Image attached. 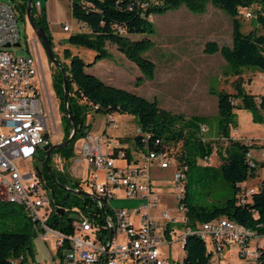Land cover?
Wrapping results in <instances>:
<instances>
[{
    "label": "trees",
    "instance_id": "obj_1",
    "mask_svg": "<svg viewBox=\"0 0 264 264\" xmlns=\"http://www.w3.org/2000/svg\"><path fill=\"white\" fill-rule=\"evenodd\" d=\"M10 1L24 19L27 0ZM144 1L147 4L142 6ZM208 2L231 17L232 38L230 46L207 41L203 47V52L207 54L219 52L228 66L225 73L233 77L232 91L210 90L217 99L214 131L209 126V116L172 113L160 107L156 100L107 84L87 70L96 61L107 57L109 52L106 45L111 44L138 68L141 76L136 78L135 83L152 80L155 64L144 53L152 47L153 42L147 36L133 39L132 35L151 34L153 14H161L181 5L192 12L203 13ZM253 4L257 5L253 13L256 25L245 33L241 30L240 11ZM70 7L73 18L86 30L70 33L64 43L91 49L95 54L94 61L86 63L68 48L62 49V58L55 52L60 65H55L56 71L52 74L51 82L59 99V110L63 113L62 140L69 137L72 130L63 105V76L67 80V108L74 118L77 130L68 144L53 150L61 152L65 157L71 156L76 140L88 134L90 124L86 118L90 110L105 115H131L141 132L133 137H122L121 142L132 138L143 151L172 149L175 144L181 143L174 156L180 164L186 165V176H189L181 199L185 206L187 226L194 228L196 223L225 216L264 233V180L261 179L257 189L249 195L246 194L247 187L243 186L244 180L257 172L256 168L249 166L247 152L250 148L260 146L254 141L246 143L231 135V131L237 126V110L250 111L254 122H264V93L256 95L247 91L242 77L243 69L253 68L264 73V0H160L157 3L148 0H71ZM31 14L34 24L45 31L47 40L54 49L55 43L45 10L41 8L37 11L33 2ZM202 127L211 129L216 137L226 139L227 144L215 148L214 139L206 140L202 137L206 131ZM124 150L126 156L130 157L128 147H124ZM215 151L220 159L218 165L198 163L199 158L209 157ZM219 175L231 185L233 195L218 203H208L205 198L211 194L212 184ZM44 176L54 205L45 220L48 226L68 235L73 232L72 221L80 212L90 216L99 225L103 224L104 211L107 213L109 209L102 208L96 197L68 191L60 186L63 184L78 189L81 186L79 180L72 179L68 184L62 175L55 173V180L48 173ZM190 186L193 188L191 192ZM10 203L0 200V218H11L17 223L18 218L22 217L24 223L21 230L0 231V264H13L15 259L18 260L17 264H24L26 253L32 255L31 238L38 228L22 205L16 208ZM62 208L63 212L60 211ZM67 244V239H64L63 244L56 248L57 253L60 254L62 247ZM183 249L181 263L176 260L173 264H208L211 259V252L205 241L195 232L185 235Z\"/></svg>",
    "mask_w": 264,
    "mask_h": 264
},
{
    "label": "built area",
    "instance_id": "obj_2",
    "mask_svg": "<svg viewBox=\"0 0 264 264\" xmlns=\"http://www.w3.org/2000/svg\"><path fill=\"white\" fill-rule=\"evenodd\" d=\"M145 4L147 1L141 5ZM244 16L250 18L252 13L245 12ZM62 29L69 31L70 26L64 25ZM18 46L19 32L13 8L0 2V200L22 205L36 222L37 230L43 229L40 238L44 240L50 234L56 248L67 239L58 264H173L176 260L170 261L164 256L161 245L171 243L172 236L176 235L183 247L185 235L190 232L205 241L211 257L219 258L221 252L234 246L243 264H264V233L225 216L196 223L194 228L186 225L185 206L181 202L186 165L176 161L171 149L142 150V161L118 166L116 156L102 149L98 135L89 134L82 139L78 147L82 156L76 160L78 163L83 159L90 172V179L80 181L78 189L88 190L102 208L109 209L107 213L104 211L103 224L80 212L72 221L73 232L68 235L48 226L45 220L54 205L47 181L39 176L33 159L50 144L56 124L43 97V71L36 46L33 44L28 49V55H14L7 50ZM136 131V134L141 132L139 128ZM122 154L119 151L117 156ZM209 157L199 160L207 163ZM247 157L249 166L264 168V159H255L251 148ZM18 161L29 164L22 168ZM153 164L161 169L174 168L171 180L182 210L180 221L184 229L169 226L170 221H178V218L161 207V196L148 178ZM99 171L103 172V180L97 184ZM74 172L80 176L77 166ZM257 187V184L248 187L246 194ZM120 188L126 196L138 198L140 202L133 207L113 209L109 199L113 190ZM177 260L181 263V259Z\"/></svg>",
    "mask_w": 264,
    "mask_h": 264
},
{
    "label": "rangeland",
    "instance_id": "obj_3",
    "mask_svg": "<svg viewBox=\"0 0 264 264\" xmlns=\"http://www.w3.org/2000/svg\"><path fill=\"white\" fill-rule=\"evenodd\" d=\"M9 4L14 11L17 20V28L19 32L18 47H10L9 50L14 55H28V49L35 44L38 47L39 58L41 61L43 71V97L46 99L47 107L53 114V120L56 124V132L50 135L51 143L62 141L64 119L63 113L59 110V99L56 97L51 77L56 71V66L48 59L41 42L36 37L34 31L28 24L26 18L22 19L19 11L10 0H0ZM257 8L256 4L251 5L249 8L241 9L240 20L241 30L248 32L256 25L253 16L254 10ZM245 12H251L252 16L246 18ZM66 23L71 26L69 33L78 31H85L86 28L81 27L78 22L69 13L65 16ZM153 23V32L148 35L135 34L132 35L133 39L141 38L143 36L149 37L153 45L147 50L144 55L154 62L155 74L152 80H143V82L136 86L134 80L137 75H141L136 65L128 60L121 52L117 51L121 59L116 58L112 53H109L103 61H110L117 64L125 73L126 80L121 88L131 91L135 94L141 95L149 100H156L158 105L172 113H180L185 116L191 115H206L210 118L209 126L215 130L216 112H217V99L216 95L210 93V90L217 92L221 89L225 91H232L231 81L233 77L226 74L228 66L219 52L214 54H204L201 51V44L207 40H215L219 45H231V17L219 8L214 7L210 2L206 4V9L203 13L192 12L181 5L178 8H169L163 13L153 14L151 16ZM34 38V39H32ZM58 38V37H57ZM65 38V37H64ZM57 39V44L65 42V39ZM32 39V40H31ZM35 40V41H33ZM33 42V44L31 42ZM55 44L54 51L62 58V47ZM82 54V58L86 63L94 61V51L91 49L72 46ZM115 47V46H114ZM178 55L176 60L175 58ZM167 59H172V65L164 66ZM182 59H184L182 61ZM66 61V60H65ZM242 77L244 86L250 93H257L259 84L264 83V73H261L253 68L243 69ZM129 78H132L129 80ZM128 114H118L107 116L102 113L90 110L87 114L86 121L90 124V133L101 137V143L105 141V130L109 140L114 141L117 138L119 141L122 137L120 135L127 134V137H133L136 134V122ZM112 120V122H108ZM237 128L236 133L231 131L232 137L244 140H254L264 142V122H254L252 113L246 110L236 111ZM211 129L203 132L202 137L206 140L214 139V147L221 148L227 144L226 139L216 137ZM126 137V136H124ZM81 137L76 140L74 145V152L70 157H65L61 152L52 150L51 166L57 175L65 177V182L70 183L72 179H77L81 182L90 179V172L83 159L77 163V158L82 156L81 151L78 149L82 139ZM104 145V144H103ZM132 149L135 147L130 140L127 146ZM181 143L178 142L171 149L174 153L180 149ZM138 152L142 151L138 146ZM257 158V156H256ZM200 159V158H199ZM198 159L199 164L218 165L220 159L216 151L210 155L207 163ZM176 161H178L176 159ZM20 166L24 168L29 162L22 163L18 161ZM116 164L123 166L125 160L117 157ZM75 166L78 167L80 176H76L74 172ZM173 166L168 169L154 171V180L156 190L161 196V207L165 208L171 215L176 216L178 221H170L169 226L176 227L178 230L184 229V224L181 223L182 210L178 207V200L173 190V182L171 180L173 173ZM62 170L66 172L63 173ZM258 173L249 176L243 182V186L251 187L259 184L261 179L264 178V168L258 167ZM189 176H185V181ZM103 180V172L99 171V178L96 183ZM211 194L205 198L208 203L224 200L226 197L232 196L233 191L231 185L222 179L221 175L217 176L212 184ZM199 188V187H198ZM189 191H193L190 186ZM113 196L109 199V205L115 209L119 207H133L140 202L138 198H130L124 194L120 189L113 190ZM195 194L199 195L195 191ZM14 207L18 208L20 204L11 202ZM24 218L19 217L17 223L11 218H0V231L22 229ZM21 226V227H20ZM42 232V229H40ZM120 235V240L123 239ZM171 243L161 245L160 249L164 256L170 261L181 259L184 255L182 241L177 239L176 235L172 236ZM51 239L47 240V244L42 241L39 236V230L33 233L31 238L32 255L26 253V260L24 264H58L59 254L55 249ZM54 241V240H53ZM17 259L13 262L17 264ZM208 264H243L242 260L236 254L234 246L225 249L221 252L219 258L211 257Z\"/></svg>",
    "mask_w": 264,
    "mask_h": 264
},
{
    "label": "crops",
    "instance_id": "obj_4",
    "mask_svg": "<svg viewBox=\"0 0 264 264\" xmlns=\"http://www.w3.org/2000/svg\"><path fill=\"white\" fill-rule=\"evenodd\" d=\"M33 2L34 3H39L38 7L35 6L37 11H39L41 8H43L45 10L46 20H47V23H48V27H49L50 33H51V35L53 37L54 43L57 44V42H56L57 39H63L64 37L67 38V36L70 34L69 32L71 31V26L68 23H66L65 16L69 12L71 14V7H70L71 6V0H33ZM64 25L70 26V30L69 31H63L62 28H63ZM32 39H34V38H32ZM33 41H35V40H33ZM207 41H215V40H211L210 39V40H207ZM207 41H205V42H203L201 44V51L203 50L204 44ZM57 45L61 46L62 48H68L73 54H78L80 57L82 56L81 52H79L77 49H74L72 46H70L68 44H65L64 42L59 43ZM228 46H230V45H228ZM35 48L37 49L36 51L38 52V47L36 46ZM106 48H107V51L109 53H112L116 58L121 59L119 53L117 52L118 50L113 45L107 44ZM38 54H39V52H38ZM177 57H178V55H176V57L172 58V59L176 60ZM172 59H167L165 64H164V66L172 65ZM103 60H104V58L101 59V60L96 61L92 66L87 68V70L89 72L95 74L103 82H105L107 84H110L112 86L121 88V85H123V83L126 80H128V79H126L125 73L121 70V68L117 64L111 63L110 61L107 62V61H103ZM183 60L184 59H182V61ZM140 76L141 75H137V77H140ZM130 79H131V81L133 80L132 78H129V80ZM135 80H134V84L136 86H139L143 82V80H141L137 84V83H135ZM255 91L257 92L256 95L263 94L264 93V83L261 82L259 84L258 90H255ZM111 115H115V113L111 114ZM111 115H107V116H111ZM263 115H264V112H263ZM130 117L133 119L132 116H130ZM108 122H112V120H109ZM236 128H237V126H236ZM234 131L236 133V130H234ZM89 133H90V130H89ZM105 134H106V137H105V141L103 143L104 145L101 143L102 144V149L107 151V152H109V153H111V154H113V155H115L116 159H117V157H120L121 159L125 160V164L124 165L137 164L138 162L143 160L142 159V157H143L142 156V151L140 153L136 154V152H138V149H136L137 145L135 144V142H134V140L132 138H130L126 142H121V140L119 141L117 138H115L114 141H111V140H109L110 138H108L106 130H105ZM124 136L127 137L128 135L125 134L123 136L120 135V136H117V137H124ZM130 140L132 141L133 145L135 144V147L132 149V145H131V149L128 148L129 152H130V157H127L126 154H125L124 147H130V146H127L128 142ZM251 141H254V140H251ZM254 142H256V144H258L260 147L251 148L252 155H253V157L255 159L261 161V160L264 159V142H262V141H254ZM119 151L123 152L122 156H117V154H119ZM256 156H257V158H256ZM116 159H115V162H116ZM158 170H162V169L159 168L156 164H153L151 166V169L149 170L148 178L151 179V177L154 176L151 173H153L154 171H158ZM257 173H258V171H257ZM262 179L264 180V178H262ZM151 181L154 182L153 179H151ZM43 232H44L43 229H42V232H40V229H39V236H40V233H43ZM48 239H51L53 244H54L53 237L50 234H47L46 239H44V240L42 239V241H44L47 244V240ZM55 249H56V247H55Z\"/></svg>",
    "mask_w": 264,
    "mask_h": 264
},
{
    "label": "water",
    "instance_id": "obj_5",
    "mask_svg": "<svg viewBox=\"0 0 264 264\" xmlns=\"http://www.w3.org/2000/svg\"><path fill=\"white\" fill-rule=\"evenodd\" d=\"M32 6H33V1L32 0H27V7H26V15L25 18L28 22V24L30 25V27L32 28V30L34 31L36 37L39 39V41L41 42V45L43 46V49L48 57V59L54 64V65H60L59 62L57 61V59L55 58V51L54 49L51 48L48 40H47V36L45 34V31L40 28L37 27L34 22H33V18H32V14H31V10H32ZM61 70L63 71V69L61 68ZM67 80L66 77L63 76V86H64V98H63V105H64V110H65V114L68 117V119L71 122L72 125V130L71 133L69 135V137H67L66 139L60 141V142H56V143H52V144H48L44 146V149L47 153V156L52 152L53 149L64 146L66 144L69 143V141L72 139V137L74 136L76 130H77V126L76 123L74 121V118L71 116L68 108H67V102H68V89H67ZM46 167L48 168L49 174L52 177L53 180H55V173L50 169L47 161H45ZM36 170L39 174V176H42L41 174V169L38 165V162L36 163ZM60 186H62L63 188L67 189L68 191H75L79 194L82 195H87L90 196L92 195L91 192H89L88 190L79 188V189H73L71 187H68L66 185L60 184ZM51 193H53L51 191ZM61 212H63V208L60 210ZM184 244V243H183Z\"/></svg>",
    "mask_w": 264,
    "mask_h": 264
},
{
    "label": "flooded vegetation",
    "instance_id": "obj_6",
    "mask_svg": "<svg viewBox=\"0 0 264 264\" xmlns=\"http://www.w3.org/2000/svg\"><path fill=\"white\" fill-rule=\"evenodd\" d=\"M51 160H52V152L47 156V153L45 150H40L37 157L33 159L34 163L38 162V165L41 169V174H42L43 178H45L44 175H46L47 173L49 174V171H48V168L46 167L45 161H47L50 169L53 171V168L51 166ZM55 179H56V176H55Z\"/></svg>",
    "mask_w": 264,
    "mask_h": 264
}]
</instances>
